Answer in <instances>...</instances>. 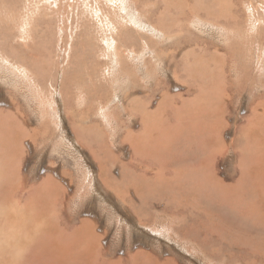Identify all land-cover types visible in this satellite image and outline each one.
Listing matches in <instances>:
<instances>
[{"label":"rangeland","instance_id":"374dc122","mask_svg":"<svg viewBox=\"0 0 264 264\" xmlns=\"http://www.w3.org/2000/svg\"><path fill=\"white\" fill-rule=\"evenodd\" d=\"M252 105L264 0H0V231L44 222L50 250L27 264H63L73 237L88 264H264V189L244 177L264 180V133L253 154L237 131Z\"/></svg>","mask_w":264,"mask_h":264},{"label":"bare ground","instance_id":"6f19581e","mask_svg":"<svg viewBox=\"0 0 264 264\" xmlns=\"http://www.w3.org/2000/svg\"><path fill=\"white\" fill-rule=\"evenodd\" d=\"M27 17V16H26ZM23 19V18H22ZM161 19V18H160ZM107 21V20H106ZM107 23V22H106ZM19 29V28H18ZM30 34V33H29ZM32 47V46H31ZM147 48V47H146ZM187 52V51H186ZM80 54V53H79ZM76 65V64H75ZM78 65V64H77ZM123 72V71H122ZM19 93V92H18ZM187 102V101H186ZM261 104V106H262V103H260ZM186 105V104H185ZM199 105V104H198ZM187 106V105H186ZM196 106V105H195ZM201 106V105H200ZM253 106V105H252ZM251 106V107H252ZM191 108V107H190ZM197 108V107H196ZM195 108V109H196ZM201 108V107H200ZM205 108V107H204ZM203 108V109H204ZM260 108V107H259ZM259 108H257V109H259ZM202 109V108H201ZM201 109H200V111H201ZM256 109V107H255V105L252 107V109H251V115H249V116H251V118L253 117L254 118V120L253 121H251V119H247V123H246V125H244V126H242L241 128H239L240 129V131H242V132H246L247 130H249V135H245L246 136V141H247V145H248V147H250V149H251V152L253 153V154H255V153H257V151H258V147H256L257 149L255 150L254 149V142L252 143V142H250L251 140H250V136H251V134H252V137H253V135L254 134H256V135H258V136H261L263 133H264V117H263V115H262V113H259V111ZM189 110V109H188ZM192 110V109H191ZM197 110H199V108H197ZM206 110H207V107H206ZM261 110V109H260ZM184 111V110H183ZM209 111H211V109L209 110L208 109V112ZM250 111V110H249ZM211 112H213V111H211ZM183 113H185V111L183 112ZM188 113V112H187ZM197 113H199L198 111H197ZM9 115V114H8ZM178 115V114H177ZM181 115H183V114H181ZM208 115H209V113L207 114V116L206 117H208ZM214 115V112H213V114L212 115H210V117L212 118V116ZM179 116H180V114H179ZM184 116H187L186 114L184 115ZM197 116V115H196ZM205 116V115H204ZM215 116V115H214ZM187 117H189V116H187ZM187 117H185V118H187ZM245 117H247V115L245 116ZM202 118V117H201ZM252 118V119H253ZM9 119V118H8ZM167 120V119H166ZM185 120H187V119H185ZM194 124L196 125L195 126V128L193 129L194 130V132H195V130H196V132H198V131H200L201 130V126H200V123H198V117H194ZM199 120H200V117H199ZM203 120V119H202ZM202 120H201V124H202ZM189 122H190V120H188ZM209 121V120H208ZM6 122V121H5ZM182 122H184V121H182ZM211 122V121H210ZM213 122H214V120H213ZM75 123V122H74ZM204 123H206V122H204ZM209 123V122H208ZM185 124H188L189 125V123L187 122V123H185ZM213 124V123H212ZM8 125V124H7ZM209 125V124H208ZM207 125V126H208ZM214 125H215V123H214ZM190 126H191V124H190ZM205 126H206V124H203V127L205 128ZM21 127V126H20ZM161 127V126H160ZM175 128L173 129V131H176V137H185L186 135H184V132H182V131H185V130H183V128L184 127H180V129H179V127L177 128V126L175 125L174 126ZM2 128V127H1ZM0 128V129H1ZM181 128H182V131H180L181 130ZM208 128L209 129H207L206 131H208L207 132V134H206V136L207 137H210V138H213V135L215 134V136H217V134L219 133V131L217 130V128H214V127H211V126H208ZM170 129V128H169ZM179 129V130H178ZM192 129V128H191ZM203 129V128H202ZM204 131H205V129H203ZM3 131H5V129L3 130ZM193 132V133H194ZM203 132V131H202ZM248 132V131H247ZM6 133H8V132H6ZM192 133V132H191ZM209 133L211 134V136H209ZM240 133V132H239ZM199 134V136H201L200 137V139H199V141H198V138H199V136L198 137H195V139H196V141L194 142V146H195V148L196 149H198L199 148V152H200V150H202V144H203V135H202V133L200 134V132L198 133ZM195 135V134H194ZM240 135H241V137H242V139L243 140H245V137H244V134L243 133H240ZM153 136V135H152ZM214 136V137H215ZM186 137H188V136H186ZM207 137H205V138H207ZM249 137V138H248ZM194 138V137H193ZM254 138V141H255V136L253 137ZM252 138V139H253ZM188 139V138H187ZM186 138H185V141H188V142H191V141H189V140H187ZM260 139H262V138H260ZM182 140V139H181ZM232 140V139H231ZM250 140V141H249ZM183 142V141H182ZM236 142L238 143V141H237V139H236ZM3 143H5V142H3ZM187 143V142H186ZM241 143V142H240ZM255 143H256V141H255ZM1 145H3V144H1ZM148 145V144H147ZM202 146V147H201ZM241 146H243V144L241 145ZM253 146V147H252ZM7 147V146H6ZM237 147L240 149V155L242 156V151H244V152H247L248 151V147H247V149H246V147L244 146V150H243V148L241 149V147H239L238 146V144H237ZM213 150H214V152L215 153H220L221 152V150L223 149V147H221V146H218L217 148L216 147H213L212 148ZM252 149H253V151H252ZM3 150V149H2ZM242 150V151H241ZM4 151V150H3ZM5 152V151H4ZM143 153V152H142ZM249 153V152H248ZM250 155V154H249ZM182 156V155H181ZM213 157V156H212ZM251 157V156H250ZM200 158V157H199ZM217 158V157H216ZM252 158H254V157H252ZM149 159V158H148ZM207 159V158H206ZM196 162V161H195ZM199 164H201V161L199 162ZM3 165V164H2ZM205 165H207V164H205ZM4 166V165H3ZM5 166H6V164H5ZM209 166V165H208ZM207 166V167H208ZM208 168H210V167H208ZM5 169V168H4ZM195 172L197 173V172H199V171H196L195 170ZM200 173V172H199ZM177 173H175V175L174 174H172L171 175V177H170V182L172 181L173 182V180H175L176 179V175ZM179 174H181V175H179V177H181V179H187L188 181L189 180H191V179H189L188 178V176L186 175V172H179ZM198 174V173H197ZM201 174V173H200ZM47 175V174H46ZM186 175V176H185ZM201 175H203V174H201ZM48 176V175H47ZM200 177H202V176H200ZM199 177V178H200ZM244 177H249V179H250V181H251V189H253L254 187H256V188H258V187H260V188H262V189H264V180L263 179H259V178H257V177H253V176H244ZM175 178V179H174ZM191 178H194V177H191ZM203 178H205V180H207V178L206 177H203ZM202 178V180H204ZM195 179V183H194V185H192V190L193 191H197V189H200L201 187H202V185L204 184H200L201 185V187L199 188L198 186H197V179L198 178H194ZM209 179V178H208ZM49 180V179H48ZM201 180V179H200ZM202 180H201V182H202ZM204 180V181H205ZM212 181H213V183H211L212 185H211V189H213V191L214 192H217V191H219V190H217V189H221V186L222 187H224L223 185H221V184H219L218 183V187H216V180L213 178V176H212ZM180 182H182V181H180ZM183 182H185V181H183ZM5 183V188L6 189H8V187H9V183H7V182H4ZM41 183H42V181H41ZM41 183L39 184V186L41 185ZM49 183H50V181H49ZM207 183V182H206ZM46 185H47V183H46ZM41 186H43V185H41ZM167 186V185H166ZM208 187L210 186V185H207ZM44 188V187H43ZM255 188V189H256ZM51 189V188H50ZM202 189V188H201ZM216 189V190H215ZM223 189H226L225 187L223 188ZM254 189V190H255ZM5 190V189H4ZM42 191V190H41ZM48 191V190H47ZM213 192V193H214ZM48 193V192H47ZM202 193V192H201ZM57 194H59V193H57ZM215 194H217V193H214V196H215ZM10 195L11 194H9V193H7V192H4L3 193V196H5L6 198L8 197H10ZM47 196L46 197H48V195L49 194H46ZM51 195V194H50ZM49 195V196H50ZM202 195H204L203 193H202ZM210 196V195H209ZM213 196V197H214ZM218 196H219V194H218ZM46 197H45V199H43V200H47L46 199ZM52 197V196H51ZM51 197H50V199H51ZM54 198H56L55 196H54ZM215 198V197H214ZM216 198H218V197H216ZM5 203H6V199L4 198V200H3ZM54 201H56V200H54ZM58 201V200H57ZM20 202V201H19ZM22 202V201H21ZM43 202V201H42ZM8 203V202H7ZM12 203V202H11ZM40 203V202H39ZM54 203V202H53ZM41 205H43V203H41ZM52 205H54V204H52ZM15 210V209H14ZM43 211V210H42ZM2 212V211H1ZM5 212V211H4ZM41 213V212H40ZM2 214H4L3 212H2ZM59 214V213H58ZM48 215V214H47ZM44 216V215H43ZM41 218V217H40ZM57 218V217H56ZM20 219V218H19ZM57 220V219H56ZM36 225V224H35ZM48 225V224H47ZM65 226V225H64ZM60 227V226H59ZM32 228H33V226H32ZM7 230H9V231H7V232H4V233H2L1 231H0V243H1V245H0V251H2V250H4L5 249V247L6 248H13V247H15L17 244H18V242H19V239H18V237H17V235L19 234V233H22L20 230H19V228H15V226H13V228L11 227V229H9V228H6ZM66 229V228H65ZM79 229H81V227L79 228ZM79 229L77 228L76 230H78L79 231ZM36 230V232L37 233H39V237L40 238H42V240H44V242L48 245V243H51L50 242V240H49V231L48 232H44L45 231V229H44V222L42 221L41 222V225H40V229L37 227V229H35ZM82 230V229H81ZM60 231H63V230H60ZM29 232V231H28ZM68 232V231H67ZM61 233V232H60ZM27 235V234H26ZM60 235V234H59ZM71 235V234H70ZM28 236V235H27ZM66 236H68V235H66ZM70 237V236H69ZM62 239V238H61ZM66 239V238H65ZM71 239V238H70ZM63 240V239H62ZM24 241H26L27 242V247H28V251H27V256L29 257V258H32L34 255H35V253H36V250L38 249V245L37 246H35L34 244H32L30 241H27L26 240V238L24 239ZM55 241H56V237H55V240H54V242L52 243V244H54L55 243ZM67 241V240H66ZM43 241H42V250L44 249V248H46V249H49V247L44 243ZM68 242V241H67ZM74 241H72L71 240V243H73ZM35 243V242H34ZM71 243L70 244H68V245H61V248L63 249V250H60V251H58V254H63L64 256H65V254L64 253H66V254H68L67 253V248H69L70 249V245H71ZM36 244V243H35ZM57 244H61L60 242L59 243H57ZM74 245V244H73ZM72 247V246H71ZM68 249V250H69ZM76 250L77 251V253H81L80 252V248L77 246V244H76V242H75V245H74V248H73V250ZM89 250V249H88ZM98 250V249H97ZM38 252V251H37ZM70 252V251H69ZM87 253V252H86ZM57 254V255H58ZM74 254H75V252H74ZM78 255V254H77ZM63 256V257H64ZM76 256V255H75ZM80 256V255H79ZM65 258V257H64ZM74 258V257H73ZM78 258V257H77ZM83 258V257H82ZM36 259V258H35ZM53 259V257L51 256L48 260H52ZM67 259H68V257H67ZM70 259V258H69ZM37 260V259H36ZM47 260V259H46ZM61 260H64V259H61ZM29 261H32V260H29ZM58 261V260H57ZM71 262V261H70ZM73 262V261H72ZM67 263V261H64V263L63 264H66ZM31 264V263H30ZM34 264V263H33ZM38 264V263H37Z\"/></svg>","mask_w":264,"mask_h":264},{"label":"crops","instance_id":"0c3cea01","mask_svg":"<svg viewBox=\"0 0 264 264\" xmlns=\"http://www.w3.org/2000/svg\"><path fill=\"white\" fill-rule=\"evenodd\" d=\"M237 131H240V129L239 128H237ZM198 210V209H197ZM26 215V214H25ZM26 219V220H25ZM10 222H11V220H10ZM41 222L42 221H40V224L39 225H37V226H33V228L31 227V225H34V224H36V221L34 222H32V221H28V217L26 216L24 219H22V220H20V221H15V222H12L13 223V225H11V224H7L6 222V228H9V229H11V227L13 228V226H15V228H19V230L22 232V233H19L18 235H17V237H18V239H19V242H18V244L15 246V247H13V248H6L5 247V249H9V251H10V253H9V255H10V258H14L16 261H15V264H27V262L29 261V260H33V261H39L42 257H41V255H42V253H43V251H42V241L43 240H41V238L39 237V233H34L33 232V236H31V234H32V230L31 229H33V230H35V229H37V227L40 229V225H41ZM24 230H26V232L27 231H29V232H27V233H25L24 232ZM26 234H28L29 235V237L31 238V243H33L35 246H37L38 244V249L36 250V253H35V255L32 257V258H29L28 256H27V251H28V247H27V242L26 241H24V239L26 238V240H27V235ZM68 242H67V241ZM72 241H74L73 243H71V239L69 238V239H58L57 240V243H61V244H57L58 245V251H60V250H63L62 248H61V245H68V244H70L71 243V245H70V249L69 248H67V253H68V260H67V264H88V261H89V255H90V252H82L81 251V253H77V251L74 249L73 250V248H74V245H75V240H74V237H73V239H72ZM87 239L85 238L84 240H83V243L85 244V245H87ZM36 244H35V243ZM38 243V244H37ZM68 243V244H67ZM74 244V245H73ZM77 244V243H76ZM78 245V244H77ZM72 246V247H71ZM99 246V245H98ZM98 246H96V248H95V250H97L98 249V254L100 255V249L98 248ZM69 249V250H68ZM84 249H86V248H84ZM48 250H50V249H48ZM38 251V252H37ZM58 251L56 250V252H55V254H53L52 255V257H53V259H56V260H61V259H64L63 258V256H62V254L61 255H59V256H57L56 257V255L58 254ZM70 251V252H69ZM74 252H75V254H74ZM78 254V255H77ZM4 255H7V254H4ZM76 255V256H75ZM80 255V256H79ZM145 255H147V253L146 252H144L143 250H138L137 252H135V254H133V256H134V258H137V257H143V256H145ZM74 257V258H73ZM78 257V258H77ZM83 257V258H82ZM37 260H36V259ZM70 258V259H69ZM101 261H100V263L99 264H115V263H111V262H108V261H106V260H103V259H100ZM133 258L132 259H130V262H129V264H133ZM62 261H66L65 259L64 260H62ZM71 261V262H70ZM73 261V262H72ZM120 262H116V264H119ZM42 264V263H41ZM145 264H148V262H145ZM151 264H152V258H151Z\"/></svg>","mask_w":264,"mask_h":264}]
</instances>
